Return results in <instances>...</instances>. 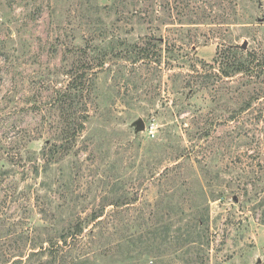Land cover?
I'll list each match as a JSON object with an SVG mask.
<instances>
[{
  "label": "rangeland",
  "instance_id": "obj_1",
  "mask_svg": "<svg viewBox=\"0 0 264 264\" xmlns=\"http://www.w3.org/2000/svg\"><path fill=\"white\" fill-rule=\"evenodd\" d=\"M85 2L0 0V264L27 253L30 242L19 233L25 223L38 224L33 197L43 180L52 184L43 194L54 212L59 209L61 227L72 214L84 217L101 205L137 199L106 207L98 227L102 237L96 229L97 253L126 230L152 228V206L169 188L166 182L187 180L171 206L159 210L181 207L172 229L189 230L191 200L205 202L210 246L201 252L176 248L190 253L173 263L264 264V0H190L187 12L201 25L184 32L173 26L155 31L156 21L139 26L129 36L133 40L152 35L166 41L161 52L149 54L155 64L131 65L112 56L97 70L86 100L93 118L70 151L59 153L37 177L32 161L59 133L52 125L58 113L49 104L70 81L64 71L79 60L72 48L91 35L109 40L136 27H111L114 17H105L92 28L94 17L82 15ZM95 2L104 7L111 0ZM247 54L253 71L220 77L234 57ZM139 119L145 130L136 132ZM33 135L41 137L29 142ZM178 163L179 171L158 178L157 172Z\"/></svg>",
  "mask_w": 264,
  "mask_h": 264
},
{
  "label": "trees",
  "instance_id": "obj_2",
  "mask_svg": "<svg viewBox=\"0 0 264 264\" xmlns=\"http://www.w3.org/2000/svg\"><path fill=\"white\" fill-rule=\"evenodd\" d=\"M95 1L86 0V4L83 3L82 5V15L85 12L90 14L89 17H94L91 24L92 28L98 26L100 28L102 18L105 17H114L111 27L120 23L127 26L135 25L136 27L122 32L121 34H126L124 38H121V34L113 36L109 40L103 34L101 37L91 35L89 39L84 41L83 45L71 47L73 54L79 56V60L77 62L74 60L73 65L64 71L70 81L60 89L55 90L49 104L58 113L56 119L52 121V125L55 130L58 129L59 133L46 142V148L32 161V169L37 177L47 173V166L54 162V158L59 153L70 151L72 143L85 130L88 121L90 122L93 118L88 114L86 100H88L94 81L93 77H95L97 70L104 69L112 56L121 58L131 65L138 63L142 65L155 64V61L150 59L149 54L151 56L153 50H156V55L159 51L161 52L163 46H167L166 41L160 37H152V35L149 37L144 35L143 38L138 36L137 39L133 40L129 36L139 26H144V24L154 26L156 21L158 23L154 28L155 31H161L159 26H173L174 29L184 32L190 30V26L202 24L193 19L190 12H187L190 0H111L110 5L104 7H99ZM85 24L88 25V23ZM92 30L98 32L97 30L100 31L101 29ZM98 41L101 45L97 44ZM250 58H252L250 54L242 58L234 57V60L230 61V65H228V69L231 68V70H228L229 72L222 71L220 77L230 78L232 73H250L254 70L251 61H249ZM40 137L41 135H33L29 138V142L37 141ZM19 154L20 151H17L13 157H17ZM40 160L43 161V164L40 163ZM181 166L178 163L172 168L166 167L163 172H157L158 178L168 177L169 172L179 171ZM44 182L45 180L38 183V188L35 190L36 194L33 197V206L37 208L36 214L39 216L38 224L25 223L27 226L25 231L19 233L21 238L25 236V240H29V248L26 254L18 255L20 259L12 264H175L173 259L176 256L184 257L188 250L196 249L201 252L204 246H210L208 237L209 207L205 205V202L202 201L201 203V200L197 199L191 200V204L188 206L191 215L190 224L192 223L189 230L187 228L172 229L174 216L180 212L181 207L178 210L171 208L170 210L173 212L169 213H165L164 208L159 210L165 204L168 207L171 206L177 190L187 184V180H182L177 185H175L174 180L171 183L166 182L169 188L159 195L152 206L154 211H151L150 214L155 218L152 228L139 232L126 230L127 234L120 235L109 249L102 250L101 253H97L93 248L98 240L97 237H102V234L100 235L103 232L102 227L101 229L98 227L105 220L103 217L106 207L112 206L114 209H118L136 202L137 199H125L124 202L121 201L123 203L117 201L107 204V206L101 205L98 209H92L84 217L79 213L72 214V219L61 227L57 222L58 215L56 212L59 209L56 208V212H54L53 202H49L47 194H43L44 190L52 191V184L45 185ZM198 184L200 185L199 198H203L201 191L204 187L199 181ZM56 192L54 191V193ZM168 200L171 201L168 203ZM70 202L74 203L75 201L70 200ZM174 213L176 214L173 215ZM139 220L141 221V219ZM19 224L15 223V225ZM143 224L141 223L139 228ZM89 225L92 227L86 231ZM114 232L116 235L120 234L118 229ZM180 242L186 245H179ZM186 247H189L187 251L177 252L176 248L186 249ZM99 256L104 258L103 262L98 261L97 257ZM184 264H187L186 261Z\"/></svg>",
  "mask_w": 264,
  "mask_h": 264
},
{
  "label": "water",
  "instance_id": "obj_3",
  "mask_svg": "<svg viewBox=\"0 0 264 264\" xmlns=\"http://www.w3.org/2000/svg\"><path fill=\"white\" fill-rule=\"evenodd\" d=\"M243 49H245L244 45L242 46ZM135 127H136V132H141L145 130V124L143 120L139 119L138 121L135 122Z\"/></svg>",
  "mask_w": 264,
  "mask_h": 264
},
{
  "label": "built area",
  "instance_id": "obj_4",
  "mask_svg": "<svg viewBox=\"0 0 264 264\" xmlns=\"http://www.w3.org/2000/svg\"><path fill=\"white\" fill-rule=\"evenodd\" d=\"M153 126L154 125H151L152 128H153ZM151 127H150V131L149 132H150L151 135H153L154 134V131H153V129Z\"/></svg>",
  "mask_w": 264,
  "mask_h": 264
}]
</instances>
